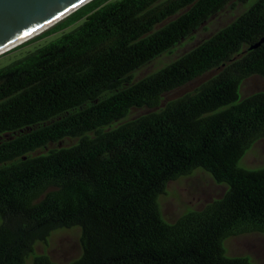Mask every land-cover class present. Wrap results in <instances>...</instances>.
Here are the masks:
<instances>
[{"label": "trees", "instance_id": "1", "mask_svg": "<svg viewBox=\"0 0 264 264\" xmlns=\"http://www.w3.org/2000/svg\"><path fill=\"white\" fill-rule=\"evenodd\" d=\"M80 20L0 68V264H255L226 241L264 234V166L240 164L264 139V90L242 97L264 77V0H92L38 37ZM199 169L225 192L167 221L168 184ZM72 228L79 257L37 252Z\"/></svg>", "mask_w": 264, "mask_h": 264}, {"label": "rangeland", "instance_id": "2", "mask_svg": "<svg viewBox=\"0 0 264 264\" xmlns=\"http://www.w3.org/2000/svg\"><path fill=\"white\" fill-rule=\"evenodd\" d=\"M238 10L233 11L226 9L214 16L205 24L204 28L200 29L195 34L193 39L185 41L183 45L179 46L174 54L161 56L152 64L144 67L139 75L143 76L150 73L163 64L170 62L177 55L189 50L200 40L207 38L213 32L229 23ZM82 23L83 20H80L69 24L62 30H57L46 36L38 37L50 30L56 24L52 25L42 33H38L35 37L33 36V38L20 44L18 46L19 48H15V50L0 55V68L11 65L16 60L26 56L28 53L33 52L37 48L58 39L63 34L74 30ZM36 37L38 38L33 41ZM193 87L194 84L190 85L188 89ZM261 90H264V77H251L242 85V97ZM180 93L181 92H176L172 94L170 98H174ZM140 112V110H136L133 114H138ZM240 164L244 168L251 170H257L264 166V139L257 141L251 147ZM225 190L226 187L216 183L209 173L201 169L196 170L192 174L168 184L166 193L160 198L163 216L167 221L172 222L186 211L199 209L206 203L222 196ZM80 234L81 231L78 228L59 230L50 237L47 244H39L36 250L38 253H47L58 263L69 262L79 257L81 254ZM226 248L227 253L230 256L248 255L252 258L255 264H264V234L249 233L231 237L226 241Z\"/></svg>", "mask_w": 264, "mask_h": 264}, {"label": "water", "instance_id": "3", "mask_svg": "<svg viewBox=\"0 0 264 264\" xmlns=\"http://www.w3.org/2000/svg\"><path fill=\"white\" fill-rule=\"evenodd\" d=\"M90 1L92 0H0V55L26 42Z\"/></svg>", "mask_w": 264, "mask_h": 264}, {"label": "bare ground", "instance_id": "4", "mask_svg": "<svg viewBox=\"0 0 264 264\" xmlns=\"http://www.w3.org/2000/svg\"><path fill=\"white\" fill-rule=\"evenodd\" d=\"M47 28H49V27H47ZM47 28H45V29H47ZM42 31H43V30H42ZM42 31H40V32H42ZM40 32H39V33H40ZM37 34H38V33H37ZM37 34H35V35H37ZM35 35H34V36H35ZM32 37H33V36H32Z\"/></svg>", "mask_w": 264, "mask_h": 264}]
</instances>
